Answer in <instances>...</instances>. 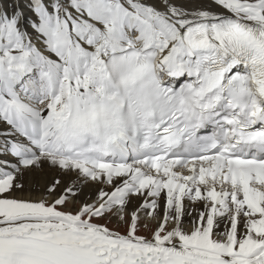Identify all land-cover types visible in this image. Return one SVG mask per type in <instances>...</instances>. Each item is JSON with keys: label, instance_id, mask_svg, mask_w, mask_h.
I'll return each instance as SVG.
<instances>
[{"label": "snow or ice", "instance_id": "1", "mask_svg": "<svg viewBox=\"0 0 264 264\" xmlns=\"http://www.w3.org/2000/svg\"><path fill=\"white\" fill-rule=\"evenodd\" d=\"M0 264H264V0H0Z\"/></svg>", "mask_w": 264, "mask_h": 264}]
</instances>
